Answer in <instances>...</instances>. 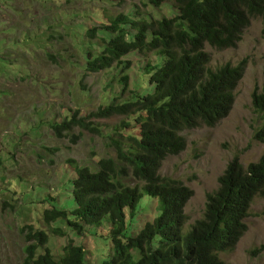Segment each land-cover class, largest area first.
<instances>
[{
	"label": "rangeland",
	"instance_id": "374dc122",
	"mask_svg": "<svg viewBox=\"0 0 264 264\" xmlns=\"http://www.w3.org/2000/svg\"><path fill=\"white\" fill-rule=\"evenodd\" d=\"M178 13L172 2L155 9L138 0H0V264H24L29 244L22 233L26 225L49 234L48 247L57 260L70 240L84 248L88 263L111 260L109 234L102 237L112 228L108 221L85 226L78 235L64 221L46 224L44 214L53 207L76 209V167L96 172L101 160H117L111 147L116 128L123 135L139 136V127L124 117L90 120L101 133L75 130L63 139L51 127L76 113L84 119L117 99H128L119 83L121 67L86 71L88 54L100 55L105 45L103 35L89 40L85 36L89 30L110 25L121 15L151 21L173 19ZM111 37L104 33L108 41ZM206 51L214 70L244 60L248 69L231 115L215 129L183 133L186 151L169 158L161 170L162 177L192 191L184 212L187 230L203 218L208 196L217 191L218 180L236 157L247 166L264 155V143L255 140L263 118L253 104L256 87L264 88V19L252 20L237 48L220 51L207 45ZM123 62L130 65L124 73L130 77V91L153 93L146 67L164 66L165 58L159 53H135ZM124 183L138 186L133 179ZM159 208L157 199L145 196L136 218H128V234L137 235L158 216ZM245 224L247 231L235 249L221 253L220 259L227 264H264V251H258L264 245V200L255 199ZM58 228L64 236L55 232Z\"/></svg>",
	"mask_w": 264,
	"mask_h": 264
},
{
	"label": "trees",
	"instance_id": "16d2710c",
	"mask_svg": "<svg viewBox=\"0 0 264 264\" xmlns=\"http://www.w3.org/2000/svg\"><path fill=\"white\" fill-rule=\"evenodd\" d=\"M138 1L155 9L172 2L179 13L173 19L151 21H132L121 15L110 25L85 34L89 40L103 35L105 42L100 55L88 54L86 71L99 73L121 67L119 83L127 101L117 99L84 119L76 113L51 130L59 139L75 130L97 134L101 132L90 120L124 117L129 125L135 120L140 134L123 135L116 128L111 147L117 160H101L96 172L76 167V209L53 207L45 211L44 220L48 225L64 221L78 235L85 232V226L108 221L112 228L102 237L109 234L113 255L102 264H227L220 254L235 249L247 231L245 220L250 218L255 199L264 200V155L247 166L236 157L218 180L217 191L208 196L203 218L188 230L184 212L192 191L179 181L162 177L161 170L169 158L186 151L183 133L215 129L231 115L248 63L244 60L237 66L227 64L214 70L206 46L220 51L237 48L252 20L264 19V0ZM104 33L112 35L109 41ZM135 53H159L166 60L164 66L146 67L153 93L130 91V77L124 75L130 65L123 61ZM253 104L263 118L255 140L264 143V88L256 87ZM128 179L138 186L126 185ZM145 196L159 201V214L137 235L130 236L128 218H136ZM55 232L64 236L60 228ZM22 233L29 243L24 264H91L85 259L84 248L74 240L57 260L48 247L50 238L45 230L26 225ZM258 251H264V245Z\"/></svg>",
	"mask_w": 264,
	"mask_h": 264
}]
</instances>
